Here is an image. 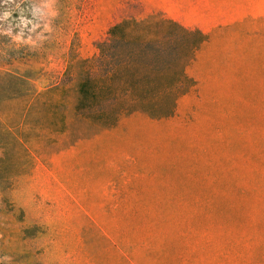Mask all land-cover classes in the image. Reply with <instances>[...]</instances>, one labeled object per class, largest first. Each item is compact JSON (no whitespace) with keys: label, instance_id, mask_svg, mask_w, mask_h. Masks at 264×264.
Returning a JSON list of instances; mask_svg holds the SVG:
<instances>
[{"label":"rangeland","instance_id":"1","mask_svg":"<svg viewBox=\"0 0 264 264\" xmlns=\"http://www.w3.org/2000/svg\"><path fill=\"white\" fill-rule=\"evenodd\" d=\"M158 13L200 34L192 87L168 116L28 140L0 184V264H264V0H0V99Z\"/></svg>","mask_w":264,"mask_h":264},{"label":"trees","instance_id":"2","mask_svg":"<svg viewBox=\"0 0 264 264\" xmlns=\"http://www.w3.org/2000/svg\"><path fill=\"white\" fill-rule=\"evenodd\" d=\"M106 34L91 56L69 59L60 83L36 90L19 77L24 91L0 99V184L25 169L28 140L66 147L127 113L168 116L192 87L185 67L202 42L198 32L158 13L124 19ZM167 45V58L156 57Z\"/></svg>","mask_w":264,"mask_h":264},{"label":"clouds","instance_id":"3","mask_svg":"<svg viewBox=\"0 0 264 264\" xmlns=\"http://www.w3.org/2000/svg\"><path fill=\"white\" fill-rule=\"evenodd\" d=\"M4 15L5 17H9L11 15V12H5Z\"/></svg>","mask_w":264,"mask_h":264}]
</instances>
